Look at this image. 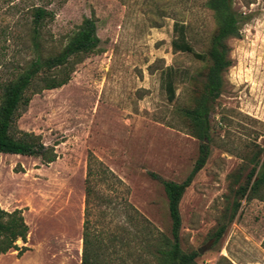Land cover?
<instances>
[{"label":"rangeland","instance_id":"1","mask_svg":"<svg viewBox=\"0 0 264 264\" xmlns=\"http://www.w3.org/2000/svg\"><path fill=\"white\" fill-rule=\"evenodd\" d=\"M203 0H52L53 18L42 30L57 51L83 17H92L100 52L73 66L61 87L31 96L15 120L53 150L54 161L0 154V209L20 210L24 247L0 255V264H80L83 188L89 155L127 188V201L153 227L168 234L160 184L180 182L197 152L175 107L190 106L204 63L174 52L172 23L187 26L186 39L204 52L214 29ZM38 0H0V84L30 59L25 9ZM242 15L239 37L227 40L229 67L209 114V155L178 203L182 252L197 251V264H264V201L240 200L221 237L233 193L255 160L264 158V1L232 0ZM166 74L174 99L168 102ZM118 191L115 195L121 196ZM115 196V197H116ZM117 201L119 199H116ZM102 209V208H100ZM96 231L117 219L94 212Z\"/></svg>","mask_w":264,"mask_h":264},{"label":"trees","instance_id":"2","mask_svg":"<svg viewBox=\"0 0 264 264\" xmlns=\"http://www.w3.org/2000/svg\"><path fill=\"white\" fill-rule=\"evenodd\" d=\"M264 1V0H263ZM25 9V27L30 59L10 80L0 84V154H12L39 158L48 164L55 159L53 150L44 146L39 137L14 129L15 120L25 109L31 96L42 90H51L66 84L75 64L89 55L100 52L93 18L83 17L57 51L46 48L42 30L53 18L47 6L52 0H38ZM202 6L210 12L214 29L204 52H196L186 39L187 26L172 23V51L190 54L204 63L200 89L190 106L175 107L189 136L197 141L196 157L185 178L180 182L163 180L153 173L148 176L157 181L166 200L169 218L168 234L153 227L134 209L126 197L127 188L100 161L89 155L83 188V221L81 233L80 264H197V251L182 252L178 243L180 216L178 203L194 175L203 167L209 155V114L222 89V73L229 67L227 40L239 37L242 15L232 9V0H203ZM166 99H174L172 78L166 74L164 83ZM243 185L233 193L230 215L212 234L217 241L226 225L236 213L240 200L264 201V158L252 162ZM121 196H116L117 192ZM116 196V197H115ZM116 199H119L118 201ZM102 208V209H100ZM103 218L117 219L96 231L92 220L94 212ZM27 227L20 210L11 212L0 209V255L9 250L19 254L24 247H16L15 241H25ZM264 250V238L260 243ZM223 264H230L221 258Z\"/></svg>","mask_w":264,"mask_h":264},{"label":"water","instance_id":"3","mask_svg":"<svg viewBox=\"0 0 264 264\" xmlns=\"http://www.w3.org/2000/svg\"><path fill=\"white\" fill-rule=\"evenodd\" d=\"M18 241H20V240H16L15 243H18ZM201 250H202V248L197 249V253H198V254L201 253Z\"/></svg>","mask_w":264,"mask_h":264}]
</instances>
